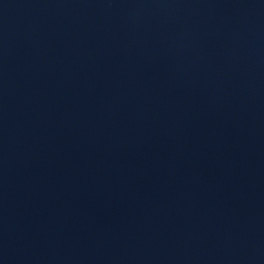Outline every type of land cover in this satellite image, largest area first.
<instances>
[{
  "label": "water",
  "instance_id": "1",
  "mask_svg": "<svg viewBox=\"0 0 264 264\" xmlns=\"http://www.w3.org/2000/svg\"><path fill=\"white\" fill-rule=\"evenodd\" d=\"M0 264H264V0H0Z\"/></svg>",
  "mask_w": 264,
  "mask_h": 264
}]
</instances>
